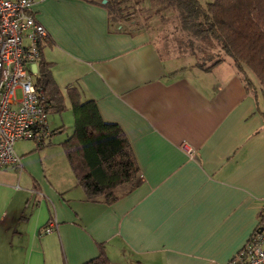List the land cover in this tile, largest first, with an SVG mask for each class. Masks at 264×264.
<instances>
[{"label": "crops", "instance_id": "obj_1", "mask_svg": "<svg viewBox=\"0 0 264 264\" xmlns=\"http://www.w3.org/2000/svg\"><path fill=\"white\" fill-rule=\"evenodd\" d=\"M32 14L64 109L69 86L93 99L138 173L113 202L89 199L56 130L15 142L21 165L0 167V264H82L101 249L112 264H230L264 223V96L229 57L203 69L166 54L102 4L36 0Z\"/></svg>", "mask_w": 264, "mask_h": 264}, {"label": "trees", "instance_id": "obj_2", "mask_svg": "<svg viewBox=\"0 0 264 264\" xmlns=\"http://www.w3.org/2000/svg\"><path fill=\"white\" fill-rule=\"evenodd\" d=\"M90 1L106 8L110 22L124 21L127 28H142L128 17L138 6H146V21L157 13L174 14L175 31L185 34L178 45L203 59L202 64H196L198 67L211 68L223 60V54L232 60L247 88L256 89L254 78L259 89H264V0ZM36 84L44 92L47 113L64 109L63 96L52 80L49 64L41 58ZM67 92L73 127L61 142L65 157L87 198L113 202L118 198V187L134 184L138 165L133 152L120 125L104 119L93 99L78 100L75 87L69 86ZM82 264L112 263L101 249Z\"/></svg>", "mask_w": 264, "mask_h": 264}, {"label": "built area", "instance_id": "obj_3", "mask_svg": "<svg viewBox=\"0 0 264 264\" xmlns=\"http://www.w3.org/2000/svg\"><path fill=\"white\" fill-rule=\"evenodd\" d=\"M36 0H0V167L20 166L13 149L19 140L42 144L49 136L44 92L36 84L40 43L48 34L32 14ZM19 90V96L17 94ZM188 154L192 149L182 143ZM264 215V202L260 207ZM54 221L43 227L51 232ZM230 264H264V223H261Z\"/></svg>", "mask_w": 264, "mask_h": 264}, {"label": "rangeland", "instance_id": "obj_4", "mask_svg": "<svg viewBox=\"0 0 264 264\" xmlns=\"http://www.w3.org/2000/svg\"><path fill=\"white\" fill-rule=\"evenodd\" d=\"M146 6H138L133 14H129V19H133L132 21L137 22V24L145 28L151 34L154 42L158 47H160L161 51L164 53H175L178 57H183L188 63L202 64L203 59L194 57L190 54L185 47H179V39L184 38L185 34H181L178 31H175L174 26L177 24V19L174 14L169 12H162L153 15L149 20L146 21L145 17L147 14ZM113 19V16L111 17ZM114 25L117 24H125L124 21L113 20ZM134 28V27H133ZM182 46H186L185 43H182ZM216 52V50H214ZM223 56V59L227 56L220 54ZM181 58V59H183ZM253 81L256 84L257 90L260 91L262 96H264V89L262 91L259 89V84L257 80L253 78ZM255 90V89H254ZM17 94L19 96V90H17ZM48 127L56 130L52 137L58 138L57 140H64L66 136L70 134L73 127L72 114L70 109H64L60 112H51L47 114L46 117ZM63 126V129L59 131V127Z\"/></svg>", "mask_w": 264, "mask_h": 264}, {"label": "water", "instance_id": "obj_5", "mask_svg": "<svg viewBox=\"0 0 264 264\" xmlns=\"http://www.w3.org/2000/svg\"><path fill=\"white\" fill-rule=\"evenodd\" d=\"M102 2L104 3V2H105V0H102Z\"/></svg>", "mask_w": 264, "mask_h": 264}]
</instances>
